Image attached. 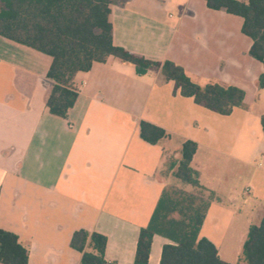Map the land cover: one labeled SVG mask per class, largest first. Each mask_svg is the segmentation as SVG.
Instances as JSON below:
<instances>
[{
	"label": "crops",
	"instance_id": "0c3cea01",
	"mask_svg": "<svg viewBox=\"0 0 264 264\" xmlns=\"http://www.w3.org/2000/svg\"><path fill=\"white\" fill-rule=\"evenodd\" d=\"M112 44L144 59L171 61L196 84L244 92L228 115L182 96L157 68L137 73L117 58L77 72L66 118L45 106L51 57L0 36V229L27 248V264H81L69 246L83 229L106 238L105 261L133 264L136 240L177 164L183 141L196 143L190 167L212 193L199 237L219 259L241 256L248 227L264 215V65L248 54L242 18L204 0H113ZM170 137L149 144L139 122ZM169 164V165H170ZM169 240L154 234L147 264Z\"/></svg>",
	"mask_w": 264,
	"mask_h": 264
},
{
	"label": "trees",
	"instance_id": "16d2710c",
	"mask_svg": "<svg viewBox=\"0 0 264 264\" xmlns=\"http://www.w3.org/2000/svg\"><path fill=\"white\" fill-rule=\"evenodd\" d=\"M113 0H0V36L51 57L46 73L48 90L45 106L50 114L66 118L77 97L72 79L77 72L90 69L93 62L117 58L135 66L141 74L157 68L166 80H172L182 96L193 97L196 104L222 115L243 105L244 92L238 87L215 82L194 83L183 68L171 61L152 62L112 44L110 5ZM207 8L222 10L242 18L241 32L251 40L248 54L264 65V0H204ZM264 88V72L257 78ZM264 130V114L260 116ZM139 135L149 144L170 137L164 129L139 122ZM195 142L185 140L180 159L171 163L172 176L180 182L206 192L190 167ZM197 204L188 195L173 198L163 190L149 223L139 230L133 264H147L151 239L158 234L169 240L162 246L158 264H230L219 259L213 244L199 237V228L212 199L206 192ZM178 218L171 217L174 212ZM106 238L96 232L79 229L72 233L69 246L79 252L81 264H112L104 259ZM27 248L17 236L0 229V264H27ZM246 264H264V215L250 225L242 245Z\"/></svg>",
	"mask_w": 264,
	"mask_h": 264
},
{
	"label": "rangeland",
	"instance_id": "374dc122",
	"mask_svg": "<svg viewBox=\"0 0 264 264\" xmlns=\"http://www.w3.org/2000/svg\"><path fill=\"white\" fill-rule=\"evenodd\" d=\"M170 162L171 161H169L167 166H165V168L160 171V175L162 177H166L167 180L165 190H167L173 198H179L183 195H188L189 197H192L194 199L195 204L199 202L200 197H202V199H205L207 196L206 192L198 188H193L190 185L184 184L172 176V171L169 169ZM171 217L178 218V213L175 211L171 214Z\"/></svg>",
	"mask_w": 264,
	"mask_h": 264
}]
</instances>
